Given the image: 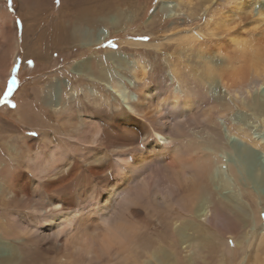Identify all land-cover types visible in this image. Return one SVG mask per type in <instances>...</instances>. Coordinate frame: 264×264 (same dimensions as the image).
Here are the masks:
<instances>
[{"label": "bare ground", "instance_id": "obj_1", "mask_svg": "<svg viewBox=\"0 0 264 264\" xmlns=\"http://www.w3.org/2000/svg\"><path fill=\"white\" fill-rule=\"evenodd\" d=\"M217 1L218 0H200V7L205 6V8L208 9L210 6L208 4L212 2L217 3ZM20 4L23 9L29 11V15L27 13L23 15V20H25L24 35L26 39H29V33L33 30L38 32L40 28L38 25H41L39 24V21H42L43 25L45 21H47L46 19L50 18L52 15L51 13L54 11V1L20 0ZM61 6V9L59 8V16L55 19L52 28L50 30H39L37 37L35 39L32 38L33 44L31 45V50L34 48L35 50L33 51H36L37 54H41V51H43L44 48L43 43L47 40L52 41V43L50 41L51 47H65V45L68 44L74 48V46H77L76 43L78 42H80V46L83 44L87 48L101 45L106 41L107 37L115 35L126 28V14H131L133 17L135 16V18H137L138 12L141 10L135 0H62ZM251 6L252 1L247 0H240L237 2L236 6L234 5L237 12H250L252 11L250 9ZM33 8L35 9L34 11H32ZM157 11L158 9L154 11L155 13L153 15H155ZM8 17L10 21L13 20L12 13H8ZM252 18V24L255 26L261 22L263 23L264 5L259 7L257 15L252 16ZM230 19L231 18L224 19L221 23L229 26L231 25ZM27 20H29V22H27ZM4 21L8 22L7 19ZM152 23H156L161 27L165 24L163 19L155 20ZM3 25L6 29H4L5 36L7 35L8 37V35H10L12 39H16V31H14L13 28L7 24ZM99 26H103L106 33L103 31L105 35L96 38L97 36L95 37V34L93 35L92 33ZM83 34L90 36L89 40H85L88 41L87 44L83 43ZM100 35H102V33ZM181 37V39L186 38V40H184L186 41V45L188 47L181 45L183 48H180L179 51H191L195 42L201 38V32H191L190 34L185 33L184 35H181ZM235 37H232L233 39L230 38L233 43L231 42V45L228 43L229 46H225L222 42L216 41V48L213 51L215 55H210L207 59L204 56V53L200 52L201 54L199 56L197 54V57L202 58L206 63L204 68L206 76L199 81L196 80V83L195 80L188 77L189 75L185 76L184 74H181V67H179V65L181 66L182 60H179L178 64L175 63L174 66H171L174 78L180 83V86L177 89L170 88V90L167 91L164 90L166 88L163 89V87L159 84H150L148 80L150 75L153 73L150 72L152 70L149 71L145 65H139L138 68H136L135 75L140 81V84L142 83V88L139 89L140 92H138L139 94L137 99L129 101L127 105H123V108H120L121 103L115 101V99H112L109 95L112 91L114 94L113 98L117 97L115 94L120 90V86H118V84L113 85L112 89L107 87L106 83H91V85L87 86L88 90V87L93 88L89 91V95L94 96L92 98L94 102L91 103L96 106L91 107L100 109L99 112H97L98 110L92 112L93 114H91L89 119H86V117L84 120L81 119L84 122H89L90 125L84 124L85 126H92V128L94 127L95 129V132L93 130L94 133L90 140L92 145H94L91 148L92 150L90 149V151L93 152L92 155L94 154L96 156L99 152L103 153L100 157H97L98 160L96 158V161L93 160V162H91L88 166V170L95 173L98 180H113V160L110 156V149L113 147H115L118 151H124L123 157H121L118 161L117 167L119 175L123 174V178L127 179L125 181L132 183V179L136 177V174L140 170V163H136L133 160V156L129 153V149H136L137 147L134 144L138 145L140 144L139 142H142L141 144L145 145L148 139V129L146 124L142 123L138 119L139 117L137 118L135 114L141 115L144 113L146 118H148V120L155 125V129L158 134L157 139L153 138L152 141L148 140L150 141L148 150L151 154H153L154 161L160 164L158 165V168L150 173L149 177L140 179L128 190L121 188L120 184V186L116 185V187H112L109 184V188H111H108V193L105 198L98 200V202L94 203L93 207H91L94 211L91 215L96 214L98 216V220H101L102 222V234H99L97 229L96 231L89 232L87 223L85 222L86 220H89V218H87L89 212L87 211V214L85 211L86 209L74 207V202L71 200L73 197H70V193L68 194L70 198H68V196L64 197L61 195L63 190L62 187H64L63 183L66 179L68 180L69 177L70 179L72 178V167H74V165H69L66 170L69 173L61 176V173L63 172L61 158L58 155L57 152L59 151H57L58 149L55 146H52L49 149L43 148L41 151L28 155L29 153L27 154V149H31V147H33L32 141H35L37 138L25 137L24 142L28 144V148H22L25 150L22 151V153L25 152L26 154L25 157L28 163H26V165L29 168L28 171H24L22 168L24 166L21 162L23 161V159L21 160V157L24 156L18 154V152L15 153V155L13 153L16 147H10L7 149L4 146H1L0 175L3 177L4 186L7 184L6 186L8 189H11L16 196V198H12V200L9 201L3 198L4 202L7 201V204H5L4 207H9V209L11 207H16L18 204L16 202H19L20 199V202H22L19 206L27 208L30 207V211H32L29 214L32 215L30 220L33 224L23 227L20 225V221H12L10 222V225H12L15 230H18L19 234L26 237H41L44 240L51 238L55 244V248L58 247L57 249H59L58 253H60L61 249H65V247H67L70 255H74L76 257L84 256L85 264L96 263L92 261H97L98 264L122 263V261H113L114 257L120 255H123L122 260H127L128 264H148V260L152 261V264H155V262L156 264H169L171 259H173L176 264H215L217 258L219 257V249L222 253L223 261L218 264H236L237 255L242 252H245V256L238 264H264V195L261 193L262 191H257V189L253 188V186L249 187L248 185H245L247 186L246 191H250L249 195H255L256 207L254 209L248 201L242 198L241 191L238 187V182L240 181L238 174L239 169H236V165L234 166L224 160L221 152V146L216 144L217 142L213 135V127L216 125V122H218V120L214 118V114L220 113V109L223 108H228V110L233 109L241 98L249 93L252 95V89L256 87V84L264 83V32L261 31L260 37L256 38L254 42L251 41L252 43L248 41V39L245 40ZM179 38L180 37H178V39ZM53 40H55L56 43H53ZM205 41H203V43ZM15 42V46L17 47V41ZM130 43L135 46V48L143 44L142 42L137 41H132ZM159 45L160 44L158 43L157 46L160 50ZM238 47L240 48L238 49ZM28 52H30L29 49ZM193 52L192 54L194 55ZM176 53L179 52L176 51ZM214 56H216L215 58L220 56L222 60L225 61L221 63V60L217 62L215 59L209 58H214ZM85 63L87 67L81 74L87 75L89 77L88 79L91 81L93 80L96 82V80H94V76L103 79L109 73V70L103 67L106 65V61L103 57L101 59H93L91 57V59ZM69 70L75 71V69L73 70L71 67ZM204 71L202 72L204 73ZM185 74L187 75L189 72ZM190 75L193 79L197 78V75L194 77V73H191ZM190 80H192V82H190ZM213 83L221 84L225 87L230 95V99L228 101L220 99L217 101H219L221 105L212 106L205 101L206 99L194 96V88L197 87V89H200V92L204 93L202 97H209L210 86ZM253 85L255 86L253 87ZM163 86L165 87V85ZM82 88L83 87H81V89ZM81 89L76 91L80 92ZM83 91L84 89L82 92ZM248 98L241 100L239 104H246V100ZM39 99H41L39 93H35L34 96L29 95L26 101H22L23 103L21 102L18 109H15L17 111L16 118L18 119V122L24 126H30L32 128H44L45 126H51V121H48V117L46 118L45 116L48 113L52 116L53 112L46 111L45 109H47V106L44 109L43 106L45 105L40 102ZM72 100L74 101V99ZM77 103L79 104V102ZM78 104L76 105V108L80 111V106H78ZM83 105H85V103ZM59 107L60 106H56L55 108L60 109ZM102 107L104 108V113H100ZM66 108H68V106ZM197 111L202 112L203 115L196 117ZM84 112H86V110ZM89 112L91 113V111ZM119 112L122 115L118 114ZM55 113H58L57 117H60L62 112L55 111ZM188 115L195 116L190 117L192 119H190L189 125L186 126L188 122L184 123L183 118ZM199 115H201V113ZM64 119L71 125L74 120L73 116L65 118L61 117V121ZM111 122L112 124H110ZM199 124L210 125L206 126L207 134H199L198 131L192 127ZM111 128L114 129L116 132L115 136L117 137L110 136L109 131ZM81 130H78L79 133H81ZM122 131L125 132V136L121 135L120 132ZM67 132L69 131L67 130ZM77 135L82 138V135H72V132L70 136L72 139H77V137H79ZM177 135H179V137H184L185 142L181 144L179 143L181 141H174L176 138L173 139V136L177 137ZM50 136V132L46 131L44 137L48 139ZM127 140H133V143ZM258 141L261 145H264V141L259 139ZM82 142L83 141L81 140V144ZM84 143L87 144L86 141H84ZM31 151L33 150H30V152ZM92 155L90 156L92 157ZM202 161L205 165L204 167L203 164L201 165ZM92 163L95 164L91 165ZM225 168L228 169V173L224 172ZM3 173L5 174L4 176ZM202 173H204L205 181H203V179V182L199 184L198 178ZM204 176L202 174V177ZM34 186L37 187V190L40 192V199L37 198V201H33L31 203L33 200L31 188ZM145 202H147L148 205H152L153 203L167 210H175L178 215L189 217L190 220L187 221L188 223L180 225L175 230L170 228V225L168 226L167 221L161 223V225H157L154 228V232H152L155 233V237L150 239L152 248H148V245L147 247L142 246L141 248L138 241L141 229H139V224L134 218L137 213H139L136 210L137 206L142 205V203ZM0 203L2 202L0 201ZM248 206L251 211L247 209ZM218 207L220 210L227 211V216L234 218L236 220V224H238L241 228L239 233L229 231L224 239L222 237V245L221 242H218L219 239L217 237H213V239L208 238L209 232H207L208 226L213 218L215 219L218 215H220V213L215 210ZM198 213H200V219L196 218ZM201 216H204V218ZM41 220L45 221L44 226L42 228L40 227L43 229L42 231H40L39 227H37ZM98 225L95 224L94 226L99 229L100 225L97 227ZM169 228L171 229L170 237L169 235H165V233L169 231ZM2 229L4 231L5 228ZM190 229L193 230L192 234L195 233L197 236H200V238L204 237L206 242L205 244L203 243L204 245L201 249L199 248L200 250L198 253L190 254L188 259L185 260V258L178 257V253L179 248L189 241L191 234L188 230ZM44 230H47L46 232L48 233ZM3 231L1 232L3 233ZM117 231L125 237L124 243L111 248L109 253L103 256L106 261H102L98 256V249L96 247L98 239L102 238L106 233L113 235ZM249 235L251 241L246 243L247 236ZM59 241H61V244H59ZM246 246H248L247 249ZM144 257L147 260L144 259ZM55 258L58 257L49 256V258H42V255H39V253L35 250H27L22 254V256H14L11 263L55 264L57 262V264H65L60 263L58 260H54ZM64 261L67 264L72 263V261L68 260L67 255Z\"/></svg>", "mask_w": 264, "mask_h": 264}, {"label": "rangeland", "instance_id": "obj_2", "mask_svg": "<svg viewBox=\"0 0 264 264\" xmlns=\"http://www.w3.org/2000/svg\"><path fill=\"white\" fill-rule=\"evenodd\" d=\"M53 1L54 11L51 13L52 15L50 16V18L46 19L47 21H45L43 25V22L39 21V24H41L38 25V27H40L39 30H50L52 28L53 23L55 22V19L59 16V10L62 7V0ZM135 1L141 9L138 12L137 18H135V16L133 17L131 14H126V28L118 32L119 34L117 33L115 35L107 37L106 41L103 44L87 48L83 44L80 46V42H78L76 43L77 46H74V48L68 44L65 45V47H51L52 41L47 40L43 43L44 48L43 51H41V54H37L36 51H33L35 50L34 48L33 50H31V45L33 44L32 38L35 39L37 37V33L39 32V30L38 32L36 30H33L31 33H29V39H26L24 35L25 20H23V15L25 13L28 14L29 11L21 7L20 0H0V148L1 146H4L7 149H9L10 147H16L13 153L15 155V153L18 152V154L24 156L21 157V160L23 159V161L21 162L24 166L22 168L24 171H28L29 168L26 165L27 160L25 157L26 154L25 152L22 153V151H25L23 149L28 148V144L24 142L25 137L37 138L35 141H32L33 147H31V149H27V154L29 153L28 155H32L34 154V152L41 151L43 150V148L49 149L52 146H55L58 149L57 151L60 152V154L59 152L57 153L61 158V166L63 169L61 176H64V174L67 175V173H69L68 171H66L69 165H74V167H72V178L70 179L69 177L68 180L66 179V183L64 182L65 185L63 183L64 187H62L63 190L61 195L67 197L70 193V197H73H71V200L74 202H72L73 206L76 208H84L86 209V212H89V214L87 212V218H89V220L85 221L87 223L88 230L89 232H92L96 231L97 229L99 234H102L103 232L101 230L102 222L101 220H98V216L96 214L91 215V213H94L91 207H93L94 203L98 202V200L105 198L110 185L112 187H116V185H121V188L128 190L131 188L132 185H135L137 181L149 177L150 173H152L154 170H156V168H158V165L160 164L154 161L153 154H151L148 150L149 142L152 141L153 138L157 139L158 134L155 129V125H153V123L150 122L148 118H146L144 113L141 115L135 114L137 118L139 117L138 119L142 123L146 124L148 129L147 141L150 140L148 142L146 141L147 144L145 143V145H142V142H139L140 144L138 145L134 144L137 147L136 149H129V153L133 156V160L136 163H140V170L136 174V177L132 179V183H128L127 181H125L127 179L123 178V174L119 175L117 167L118 161L121 157H123L124 151H118L115 149V147H113L110 149V156L113 160V180H98L95 173H93L91 170H88V166L91 162H93V160L96 161V158L98 156L100 157L103 153L99 152L96 156L94 154L92 155L93 152H91L90 149L94 145H92L90 140L91 136L95 132V129L94 127L92 128V126H85L89 124V122H84L83 120L85 117L86 119H89L91 114H93L92 112L97 110V112H99L100 109L91 107L96 106L92 104L94 102L92 99L94 96L89 95V91H91V89L93 88L88 87V90L87 86L91 85V83H106V86L112 89L113 85L118 84V86H120V90L116 92L117 95L115 94V96L117 97L113 98L114 94L112 93V91H109V95L112 97V99H115V101L121 103L122 105L120 104V108H123V105H127L129 101L137 99L139 94L138 92H140L139 89L142 88V83L140 84V81L135 75L136 68H138L139 65H145V67L148 68L149 71L152 70L150 72L153 73L152 75H150V78L148 80L150 84H159L161 87H163V89L166 88L164 90L167 91L170 90V88L177 89L180 86V83L177 79L174 78V74L172 73L173 69H171V66H174L175 63L178 64L179 60H182L181 66L179 65V67H181V74H184L185 76L189 75L188 77L192 78V80H195L196 83V80L199 81L202 78H205L206 76V72L204 71L206 63L202 58L197 57V54L199 56L201 53H204V56L207 59L208 56L215 55L213 51L216 48V41H220L225 46H229L231 42L233 43V41L231 40L233 39L232 37L236 36L239 39H248V41L254 42L256 38L260 37L261 31L264 32V21L263 23L261 22L257 26L252 24V16L257 15L259 7L264 5V0H247L252 1V6L250 8L252 11L250 12H237V10H235L234 5L236 6L237 2H239L240 0H218L217 3L212 2L208 4L210 5L208 9H206L205 6L200 7V0ZM197 7H199L200 10ZM157 9V13L153 15L155 13L154 11H156ZM34 10L35 9L33 8L32 11ZM8 13H12L13 20L10 21ZM229 18H231V25L226 26L221 23L224 19ZM6 19L8 22L4 21ZM158 19H163L165 23L163 27L157 25L156 23H152ZM27 22H29V20H27ZM3 24L11 26V28L16 31L15 34L17 40L12 39L10 35H8V37L7 35L5 36L4 32L6 29L4 28ZM104 30L105 29L103 26H99L95 29V31H93L92 34H95L94 36H97L96 38H99L105 35L106 31ZM199 31L201 32V38L198 39L199 41L197 40L195 42L193 47L195 49L192 48L191 50L192 52L194 50V55L191 51H179L180 48H183V46L181 45L187 46L185 41L186 38H184L185 40L181 39V35H184L185 33L190 34L191 32L198 33ZM101 33L102 35H100ZM83 36V43L87 44L88 41L85 40H89L90 36H86V34H83ZM178 37L180 38L178 39ZM15 41H17L18 48L15 46ZM132 41L142 42L143 44L135 48V46L130 43ZM203 41L205 42L203 43ZM53 43H56L55 40H53ZM158 43L160 44V50L157 46ZM199 44L201 45V47ZM27 48L30 50V52H28ZM239 48L240 47H238V49ZM176 51L179 53H176ZM91 57L93 59H101L103 57L106 61V65H104L103 67L109 70L108 75L103 79L94 76V80H96V82H94L93 80H89V77L87 75L81 74L83 71H85L87 67L85 62L89 61ZM215 57L216 56H214V58H209L215 59V61L217 62L221 60V63L225 61L222 60L220 56H217V58L219 57L218 60ZM29 61H33V63H29ZM184 66L187 67L185 68ZM70 67L73 70L75 69V71H70ZM202 71H204V73ZM188 72L189 74L186 75L185 73ZM190 72L195 74L194 77L197 75V78L193 79V77L190 75ZM13 79L16 80V83L14 85L11 84V81ZM192 80H190V82H192ZM163 85H165V87ZM254 86L255 85H253V87ZM9 87H11V91H9ZM81 87L83 88L81 89ZM79 89H81V93L77 92ZM83 89V92H85L86 94L82 92ZM196 89L197 87L194 88V96L206 99L205 101L212 106L221 105L220 102L217 100L223 99V101H228L230 99L228 91L221 84L213 83L210 86L209 97H202L204 93L200 92V89ZM35 93H39V96L41 97L39 101L44 103V109L47 106V109L45 110L48 112H53L52 116L50 113L45 116L46 118L48 117V121H51V126H45L44 128H32L30 126L22 125L20 122H18V119L16 118L17 111L15 109H18L21 102L26 101L29 95L34 96ZM246 98H248L246 100V104H239L241 100ZM72 99H74V101ZM240 101L234 106L233 109L228 110V108H223L220 109V113L216 112L217 114H214V118L218 120V122H216V125L213 127V135L217 142L216 144L221 146V152L224 157V160L234 166L236 165V169H239L238 174L240 177V181L238 182V187L241 191V196L243 199L248 201L254 209L256 207L255 195H249L250 191H246L247 186L245 185H248L249 187L253 186V188L257 189V191H262L261 193L264 195V145H261V143H259L258 141V139L264 141V83L256 84V87L252 89V95H250L249 93L243 98H241ZM77 102H79L80 105ZM76 103L78 104V106H80V111L76 108ZM82 103H85L87 107ZM56 106H60V109H56ZM67 106L68 108H66ZM102 108L100 113H104V108ZM85 110L88 113L84 112ZM55 111H61V116L57 117L58 113L56 114ZM89 111H91V113ZM200 113L201 115H199ZM118 114L121 113L119 112ZM202 115V112L197 111L196 117H200ZM68 116H73L74 118L72 125L68 123V121H66L65 119L61 121V117L65 118ZM194 116L195 115H188L187 117L183 118L184 123L188 122L186 126L189 125L190 119H192L190 117ZM110 124H112V122ZM207 125L210 126L209 124ZM207 125L199 124L197 126L194 125L192 127L196 131H198L199 134H207ZM67 130L69 132H67ZM78 130H81L82 134L79 133ZM46 131L50 132V138L52 139H46V137H44ZM71 132L72 135H82V138L81 136L77 135L79 136H76L77 139H72V137L70 136ZM122 132H120L121 135L125 136V132H123V134ZM115 133L116 132L114 131V129L111 128V130L109 131L110 136L117 137L115 136ZM126 135L128 136L127 133ZM177 137L173 136V139L176 138L174 141H181L179 142L181 144L185 142L184 137H179V135H177ZM81 140L83 141L82 144ZM84 141H86L87 144H85ZM127 141L133 143V140ZM30 150L33 151L30 152ZM90 155H92V157ZM71 156L73 159L71 158ZM81 156H83L84 158ZM93 164L95 163H92L91 165ZM202 164L204 167L205 165L203 161L201 165ZM224 170L225 173H228L227 168H225ZM4 173L3 176L5 175ZM202 174L204 176V173ZM202 174H200L198 178L199 184L205 181V176L202 177ZM0 179V188H2L0 189V201L2 202L0 203V226H3L2 228H5L3 231V229L0 227V264H13L11 263L12 258L14 256H22V254L25 253L27 250H35L39 253V255H42V258H49V256L58 257L54 260H58L60 263L67 264L64 261L67 255L68 260L72 261L71 264H85L84 256L76 257L74 255H70L69 251L67 250V247H65V249H61L60 253H58L59 249H57L58 247L55 248V244L51 238H47L44 240L41 237H26L22 234H19L18 230H15L12 225H10V222L12 221H20L21 224H19L23 227H27L33 224L30 220L32 215L29 214L32 211H30V207L27 208L19 206L22 202H20V199L19 202H16L18 203L16 207L10 206V209L9 207L5 208L4 205L7 204L6 202L12 200V198H16V196L15 193L11 191V189H8V187L6 186L7 184L4 186L3 177L1 175ZM239 184L241 185V187ZM31 189L33 193V200L31 201L32 203L33 201H37L38 199H40V192L35 186ZM70 197L68 196V198ZM3 198L7 201L4 202ZM247 209L251 211L249 206L247 207ZM136 210L139 213H137L134 219L135 221L137 220L136 222L139 224V229H141L140 235L138 236V241L141 248L142 246L147 247V245L149 246L148 248H152L150 239H153L155 237V233L152 232H154V228L157 225H161V223L167 221L168 226L170 225V228L175 230L180 225L186 224L188 223L187 221L190 220L189 217L178 215L175 210H167L153 203L152 205H148L147 202L142 203V205L137 206ZM215 210L220 213V215H218L215 219L213 218V220L209 224L207 231L209 232L208 238L213 239V237H217L219 239L218 242H221L222 245V237L224 239L229 231H235L239 233L241 228L238 224H236V220L234 218L227 216V211L220 210L219 207ZM199 215L200 213L197 214V219H200ZM201 217L204 218V216ZM43 221L41 220V222L37 226L39 227L40 231L43 230L41 228L45 224V221ZM97 223L100 225V227ZM95 224L98 225L97 227H99V229L94 226ZM170 228L169 231L165 233V235H169V237L171 236ZM1 231H3V233ZM44 231L46 232L47 230ZM192 231V229L188 230V232L191 234L189 237V241H187V243H185L179 248L178 257L185 258V260L188 259V256L190 254L198 253L201 247H203L206 242L204 237L200 238V236H197L195 233L192 234ZM246 241V243L251 241L250 235L247 236ZM59 244H61V241H59ZM247 247L248 246H246V249ZM218 256L219 257L217 258L215 264H218L223 261L220 249L218 252ZM244 256L245 252H242L241 254L239 253V255H237L236 264L240 263ZM122 259L123 255H120L114 257L113 261H122V263L119 262L118 264H123L127 262V260ZM144 259L146 258L144 257ZM101 260L106 261L104 260V258ZM171 260L169 261V264H176L173 259ZM92 262H96L95 264H98L97 261ZM55 264H57V262ZM126 264H128V262ZM148 264H152V261L148 260Z\"/></svg>", "mask_w": 264, "mask_h": 264}, {"label": "snow or ice", "instance_id": "obj_3", "mask_svg": "<svg viewBox=\"0 0 264 264\" xmlns=\"http://www.w3.org/2000/svg\"><path fill=\"white\" fill-rule=\"evenodd\" d=\"M29 63H33V61H29ZM15 83L16 80L13 79L11 81V84L14 85ZM11 90V87H9V91ZM124 239L125 237L121 235L118 231L113 235H109L108 233H106L102 238H99L96 244L99 258L102 259L104 255H107L109 253L111 248L124 243Z\"/></svg>", "mask_w": 264, "mask_h": 264}]
</instances>
